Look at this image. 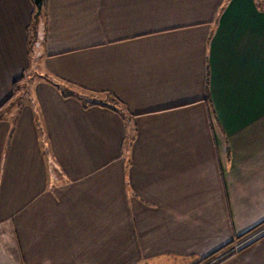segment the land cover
<instances>
[{"label": "crops", "instance_id": "obj_1", "mask_svg": "<svg viewBox=\"0 0 264 264\" xmlns=\"http://www.w3.org/2000/svg\"><path fill=\"white\" fill-rule=\"evenodd\" d=\"M34 7L0 0V104L40 71L0 113V264H192L231 245L221 264H264V236L244 247L264 234V2L45 0L32 62Z\"/></svg>", "mask_w": 264, "mask_h": 264}, {"label": "trees", "instance_id": "obj_2", "mask_svg": "<svg viewBox=\"0 0 264 264\" xmlns=\"http://www.w3.org/2000/svg\"><path fill=\"white\" fill-rule=\"evenodd\" d=\"M44 3H45V0H42L40 12L38 15L35 14L36 13L35 7H34V11L32 13V19H31V23H30V29L32 30V35H30L29 31H28V49H29V52L31 51V48H32L31 43L34 42L36 40V38H40V41L43 38L42 35H43V29H44V23H43ZM36 43H37V41H36ZM28 75L29 74H27V76ZM25 77H26V74L24 71V72H22L20 77H18L16 80L13 81L12 91H11L10 95L0 104V113L7 110L8 108L13 106L14 104H18V105L20 104V103H18V101H19L18 99L20 98V95L23 92V90L26 88V83H27L25 81ZM22 82H24L23 87L21 86ZM52 82L56 85V87L64 95L66 94L65 91H69L71 95L77 96L78 98L82 99V101L85 105H87V104H98V105L110 107L114 110H117L118 107H121L120 101H118V99L109 92L97 93L96 95H94L95 97H89L86 94L87 91H85L84 89H77L75 87H71L69 84L63 83L61 81H52ZM75 89H76V91H75ZM66 95H68V94H66ZM11 133H12V130L10 129L9 134H8V138L6 141L7 144L9 143ZM129 139L131 140L132 136L129 137ZM262 236H264V234L260 235L259 237H257L256 239H254L253 241H251L249 244L245 245L244 247L252 244L254 241L258 240ZM244 247H241L240 249H238V251L243 249ZM223 249H224V247L217 249L216 251H214V252H212V253L204 256V257H200V258L196 259L195 262L192 264H221L225 259H227L228 257L232 256L235 253V250L233 251L230 249V250H227L228 252L226 251V254H224L220 258L216 257L217 254H219L221 251H223Z\"/></svg>", "mask_w": 264, "mask_h": 264}, {"label": "rangeland", "instance_id": "obj_3", "mask_svg": "<svg viewBox=\"0 0 264 264\" xmlns=\"http://www.w3.org/2000/svg\"><path fill=\"white\" fill-rule=\"evenodd\" d=\"M262 2H264V0H262ZM29 34L30 35H32V30L29 28ZM36 41H37V43H36ZM42 41H43V39H41V41H40V38H36V40L34 41V42H32L31 43V46H32V48H31V51H30V58L32 59V62H36V58L38 57V55L41 53V47H40V45H42ZM38 45H39V47H38ZM40 48V49H39ZM39 52V53H38ZM36 64V63H35ZM37 65H38V63H37ZM38 68V67H37ZM37 71H39V70H36V72ZM35 72V70H34V68H29V69H27L26 71H25V74H26V77H25V81L27 82L26 83V88L23 90V92L21 93V95H20V98L18 99L19 101H18V103H22V101L26 98V96H28V90H29V86H30V84H31V82L33 81V79H35V78H38V75H37V73ZM40 72V71H39ZM27 74H29L28 76H27ZM23 85H24V82H22L21 83V86L23 87ZM75 91H76V89H75ZM89 97H95L94 95L95 94H92V93H86ZM98 97V96H97ZM264 226V225H263ZM263 226H261V227H263ZM261 227H260V229H261ZM250 234V233H249ZM251 235H253V234H251ZM250 235V236H251ZM235 246V245H234ZM233 245H231L229 248H227L226 250H223V251H221L219 254H217V256L216 257H218V258H220L221 256H223L224 254H226V251L227 250H232V248L234 247ZM228 252V251H227Z\"/></svg>", "mask_w": 264, "mask_h": 264}, {"label": "water", "instance_id": "obj_4", "mask_svg": "<svg viewBox=\"0 0 264 264\" xmlns=\"http://www.w3.org/2000/svg\"><path fill=\"white\" fill-rule=\"evenodd\" d=\"M33 3H34V6L36 8V13L35 14L38 15L39 12H40L42 0H33Z\"/></svg>", "mask_w": 264, "mask_h": 264}, {"label": "built area", "instance_id": "obj_5", "mask_svg": "<svg viewBox=\"0 0 264 264\" xmlns=\"http://www.w3.org/2000/svg\"><path fill=\"white\" fill-rule=\"evenodd\" d=\"M263 229H264V228H263ZM262 231H263V230H262ZM262 231L257 232L256 235H259ZM256 235H255V236H256ZM240 244H241V242H240Z\"/></svg>", "mask_w": 264, "mask_h": 264}]
</instances>
